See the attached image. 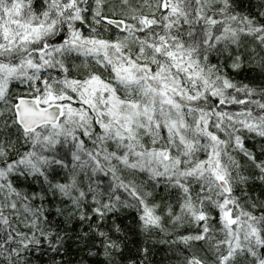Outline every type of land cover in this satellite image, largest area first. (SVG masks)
Masks as SVG:
<instances>
[{"label":"snow or ice","instance_id":"6c2138e0","mask_svg":"<svg viewBox=\"0 0 264 264\" xmlns=\"http://www.w3.org/2000/svg\"><path fill=\"white\" fill-rule=\"evenodd\" d=\"M159 251L264 264V0H0V264Z\"/></svg>","mask_w":264,"mask_h":264},{"label":"trees","instance_id":"16d2710c","mask_svg":"<svg viewBox=\"0 0 264 264\" xmlns=\"http://www.w3.org/2000/svg\"><path fill=\"white\" fill-rule=\"evenodd\" d=\"M164 257H165V253H164L163 251H159V252H157V253L155 254V256H154V260L157 262V264H160V262L164 260ZM75 258L78 259V258H79V255L77 254V255L75 256Z\"/></svg>","mask_w":264,"mask_h":264}]
</instances>
